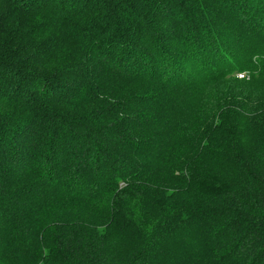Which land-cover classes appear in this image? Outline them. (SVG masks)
I'll use <instances>...</instances> for the list:
<instances>
[{
  "label": "trees",
  "instance_id": "1",
  "mask_svg": "<svg viewBox=\"0 0 264 264\" xmlns=\"http://www.w3.org/2000/svg\"><path fill=\"white\" fill-rule=\"evenodd\" d=\"M263 50L264 0H0V264H264Z\"/></svg>",
  "mask_w": 264,
  "mask_h": 264
},
{
  "label": "rangeland",
  "instance_id": "2",
  "mask_svg": "<svg viewBox=\"0 0 264 264\" xmlns=\"http://www.w3.org/2000/svg\"><path fill=\"white\" fill-rule=\"evenodd\" d=\"M261 54H264V50L260 52ZM264 57V55L262 56ZM264 59L257 61V57L252 59V63H250L249 60L244 61L245 65H249V67H246L243 71H239L240 69L237 68L234 72L235 76L233 81H236L234 84L236 86V90H241L243 92L244 98H248L250 96L252 99H260L264 98V68L261 73H259L261 66L263 65ZM260 64V65H259ZM259 69V71H258ZM240 73L245 74L244 79H236L241 77ZM217 85H214L207 91V95L203 97V100L198 102V104L194 107L193 110H188L186 115H188L189 118V124L188 132H194L195 136H203L204 133L208 130V126L212 123H220L222 121L226 120V114L229 115V117L232 116V112H227L226 109L222 108V106L225 104L226 101H223L226 98V95L228 92L231 91V83L228 80H221L217 81V83H214ZM262 102V101H259ZM227 127V126H226ZM226 127H223L219 130L217 135V140L220 138H223L225 136V132L227 129ZM226 140V139H223ZM225 142V141H223ZM64 205V204H63ZM62 205L63 209H67L64 211H60L58 207H54L50 213H45V215L48 218L56 219L58 217L57 213H62V218L64 220H72L74 218V212H75V205L71 204V207L69 209L67 207H64ZM84 214L87 215L90 222L94 223L95 226L99 225L98 227H101V225L105 222V219L103 218V214L100 211L96 212V218L93 219L95 215H93L91 212V209H85L83 210ZM84 218V217H83ZM119 228L121 225L118 226ZM124 233H128L127 231H123ZM134 232H132L129 241L126 244V247L123 249V252L121 254L122 260L126 262L141 246L142 241L141 238L136 239L134 238ZM135 239V240H134Z\"/></svg>",
  "mask_w": 264,
  "mask_h": 264
}]
</instances>
